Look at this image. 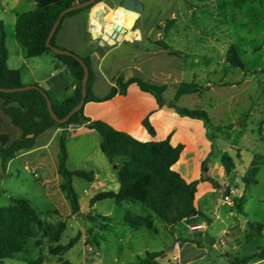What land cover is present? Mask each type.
Here are the masks:
<instances>
[{"label": "rangeland", "instance_id": "1", "mask_svg": "<svg viewBox=\"0 0 264 264\" xmlns=\"http://www.w3.org/2000/svg\"><path fill=\"white\" fill-rule=\"evenodd\" d=\"M1 1L9 5L6 9L12 10L11 0ZM145 1L148 5V16L144 18V25L169 23V27L177 26L181 30L176 33L177 40L181 41L180 38L186 35L189 43L185 49L188 58L182 63L186 71L165 81L167 86L165 100L174 101L177 86L182 82H195L209 87L202 96L198 94L183 96L177 105L205 110L214 126L209 135L207 134L210 142L209 155L211 152H214V156L224 152L231 156L236 164L234 174L228 176L229 180L233 179L228 182L231 186L230 193L236 198H231L230 202L224 201L227 188L219 186L216 200L224 202L225 208L232 202L231 209L239 214L245 227L243 236L235 242L237 250L233 253L227 251L222 255L231 254L241 260L260 253L264 248L263 126L260 133V125L264 123V0ZM3 10L0 3V16L4 14ZM6 22L9 24L8 19ZM231 46L237 50L244 69L231 67L226 63ZM160 63L163 64V61ZM247 72L249 74L246 75ZM179 119L192 120L186 117ZM83 140L85 141L83 145L78 143L77 138L69 142V170L86 172L95 170L102 177L113 172L109 158L101 152L99 140L90 137ZM206 148H203V154L208 152V147ZM188 158H191V155ZM216 158H212L208 170ZM116 159L120 165L127 160L123 156ZM27 160L29 159L17 160L6 173L4 181H0V207L9 206L13 196L23 197L32 202L46 224L55 225L59 221H64L66 229L58 243H50L43 232L34 227L35 235L27 242V252L22 254L25 260H34L41 256L44 258V264H59L64 261L72 264H133L138 263L139 259L146 258L147 250L148 253L157 255L153 258L158 264H178L172 259L173 251H166L165 247L171 245V249L173 243L171 232L178 231L182 247L188 250V254H183V263L192 261V264H228V259L225 257L222 259L214 248L212 233L202 234L201 248L187 242L186 236L189 231L187 222L180 224L176 230V226L166 228L157 218L156 226L159 233L156 234L146 228L134 230L121 221V213L125 210L153 215L150 209L140 204L120 207L114 200L108 199L92 205L91 200L98 192L113 190L111 183H108L111 185L110 189L96 190L95 184L74 177L73 185L78 195L80 211L86 215V219L77 217L72 210L69 211V202L55 182L49 187L44 185V181L48 180L51 174L40 166L35 158L30 159L28 164L25 163ZM254 161L258 163L261 171L256 183L249 187L246 173ZM4 171L0 164V177ZM224 171L214 170L220 179L224 177ZM47 190L50 198L46 195ZM239 192L243 193L241 197ZM97 214H108L113 217V222L109 225L110 230L105 232L106 240H102V233L108 225L96 220L93 215ZM218 226H215L214 230ZM78 233L81 234L80 239L70 251L56 256L50 253L51 247L67 245ZM5 264L22 263L13 259L5 261ZM249 264H264V261L254 259Z\"/></svg>", "mask_w": 264, "mask_h": 264}, {"label": "trees", "instance_id": "2", "mask_svg": "<svg viewBox=\"0 0 264 264\" xmlns=\"http://www.w3.org/2000/svg\"><path fill=\"white\" fill-rule=\"evenodd\" d=\"M85 1L88 0H36V9L21 14L15 26L16 40L27 50L29 58L51 54L75 80L74 94L60 104L53 103L56 115L60 119L64 118L81 100L84 68L80 60H83L90 70L85 104L89 102H106L116 96H125L129 86L136 84L141 91L151 94L161 109L168 105L175 108V113L180 117L203 121L209 135L214 126L205 110L189 109L176 105L182 96L192 94L202 96L205 91L209 90V87L195 82H182L177 88L174 101L167 104L164 99V93L167 89L165 85L149 83L138 77L127 79L124 75H121L116 79L111 91L104 98L99 99L92 92L95 73L90 58H82L71 51L69 52L73 56L56 55L52 52L47 46V38L59 14L64 9ZM101 1L103 0L98 2ZM92 7L93 5L66 14L51 40V45L57 47L55 39L66 18L77 16ZM168 24L165 26V31L169 29ZM153 44L157 48L166 50L170 55L182 56V52L175 50L165 41H157ZM8 59L9 52L6 45L5 26L3 21L0 20V88H21L23 87L21 73L18 70L9 68ZM226 63L231 67L244 69V64L234 46H231L228 50ZM3 117L7 118L10 124L19 131L17 137L7 132H0V164L4 170L8 162L19 153L34 148L36 139L40 135L50 129H62L58 142V174L63 180L60 190L69 202L73 214L80 212V204L73 185V178L78 177L93 181L92 172L71 171L68 168L67 140L71 135L68 127L70 125H83L99 133L101 152L111 161H114L116 157L123 156L127 158L117 169V178L120 184L119 191L99 192L92 198V204L107 199L114 200L118 206L124 203L140 204L150 209L153 216L160 219L167 226H177L182 221L191 218L207 219V216L200 212L195 204L200 181L187 182L180 173L173 169V166L181 157L184 145L173 146L170 142L171 135L167 139L158 142H142L125 132L114 129L103 121H93L86 117L84 107L74 114L67 123L58 124L50 115L46 98L40 91L35 89L13 93L0 92V123ZM142 125L151 136L156 134L149 116L143 120ZM263 125L264 123L260 125V133ZM213 157L219 159L228 176L234 174L235 161L223 152H219L215 156L214 152H211L202 164V171L208 172V164ZM259 170L258 163L254 161L246 173L247 186L250 187L256 183ZM208 180L215 189H219L220 185L217 182L212 181V179ZM153 216H140L128 212L124 216V222L134 230L143 227L153 230L155 229ZM34 227L41 230L50 243H58L66 229V223L59 221L55 225L46 224L32 202L23 197L13 196L9 206L0 207V264L17 254L27 252V242L35 235ZM80 236L81 234L78 233L77 237L67 245L51 247L50 253L55 256L67 253L77 244ZM153 257H157V255L147 253L146 258L139 259L138 263L133 264H158ZM226 258L228 264H249L254 259H264V248L260 253L244 257L241 260L231 254ZM26 264H44V258L40 256L34 260H26ZM59 264L72 263L64 261Z\"/></svg>", "mask_w": 264, "mask_h": 264}, {"label": "crops", "instance_id": "3", "mask_svg": "<svg viewBox=\"0 0 264 264\" xmlns=\"http://www.w3.org/2000/svg\"><path fill=\"white\" fill-rule=\"evenodd\" d=\"M121 1L122 0H103L77 16L66 18L55 39L57 47L71 51L82 58H90L91 66L95 73L92 92L93 95L99 99L104 98L111 91L112 87L115 85L116 79L121 75H124L127 79L138 77L149 83L165 85L166 80H170L174 78L176 74L178 75L186 71L182 64L185 63L188 58V52L185 50L186 45L189 46L186 35H183L180 41L177 40L176 33L181 30L178 29L177 26H170L169 29L165 31L166 25L162 23L144 25V18L148 16V5L145 0H140L144 5V11L133 28L131 29L124 24L126 33L123 35L121 41L116 43H105L102 40L104 33L112 28L111 23H125V15L122 13L119 6ZM11 2V11L6 9L9 5H5L3 1L0 2L1 7L4 8L2 12L4 14L0 16V20L3 21L6 30V45L9 52L8 66L11 69L20 71L23 86L38 85L47 92L52 103L60 104L74 94L76 88L75 80L51 54H44L35 58H29L27 56V50L16 40L15 26L21 14L36 9L37 2L36 0H11ZM6 19H8L9 24H7ZM131 30L134 32L133 34L130 33ZM157 41H165L175 50L182 52V56H173L166 50L157 48L153 44ZM160 61H163V64H161ZM170 64L173 65L170 66ZM245 74L247 75L249 73L247 72ZM181 98L177 103L180 102ZM166 103L170 104L171 102L166 101ZM84 115L93 121H103L114 129L125 132L142 142H158L167 139L171 135L170 142L173 146L179 144L184 145L181 157L173 166V169L180 173L187 182L200 181L195 204L196 208L207 216V219H200L197 217L184 220L180 223H188L189 231L186 236L187 242L201 248L202 242L200 238L202 234L210 232L214 238V248L217 249L222 259H224V257L226 258V256L222 255L225 252L229 251L233 253L234 250H237L235 242L243 236L245 223L242 221L239 214H236L235 211L231 209L232 202L227 204V208H225L224 202L216 200L218 189H215L210 180H208L212 179V181L220 184L221 187L227 188L224 197L226 194H230L231 198H236L235 195H231V186L228 184V182L231 180L233 181V179L229 180L218 158L213 160V166L208 170V179L203 180L202 178V164L210 153V142L208 141L207 131L203 121L196 119L182 121V119H179L181 117L175 112L168 113L163 111L158 106L155 98L151 94L141 91L136 84L129 86L125 96H116L114 99L106 102H89L85 104ZM148 116L156 132L154 136H151L142 125L143 120ZM1 121L0 132L10 133L14 137L19 135V131L10 124L7 118L3 117ZM68 130L71 133L67 140L68 154H70L69 142L74 138L79 140L78 143H80V145L85 143L83 139L87 137L99 140V144H101V137L95 130L88 129L83 125H71V128ZM61 133L62 129L54 128L40 135L36 139L34 148L19 153L14 159L8 162L0 181H4V177L8 170L20 158H28L29 160L25 161L26 164L31 161L30 159L35 158L36 161H39L38 163L40 166L44 167L45 170L51 174V177L44 181V185L49 187L52 182H55L58 189H60V185L63 181L58 174V142ZM55 143L56 148L54 149ZM206 147H208V152L203 154V148L207 149ZM189 155H191V158H188ZM121 165L116 158L114 161L110 160V166L113 167V172H109V174L102 177L99 172L92 170L93 181L88 182L95 184L96 190L104 188L110 189L111 185L108 183H111L113 190L110 191L118 192L120 184L117 178V169ZM115 166L117 168H115ZM215 169L225 172L222 179L217 177V174L214 172ZM260 171L261 170H259L258 175ZM99 178L102 180H99ZM234 192H236V190H234ZM47 194L48 190L46 191V195ZM242 195L243 193L239 192V196L241 197ZM96 203L92 205L95 206ZM127 204L131 203H124L120 207ZM69 211L71 212V208H69ZM128 212L137 214L125 210V212L121 213V221L123 223H125L124 216ZM93 216L96 220L103 221L108 225L107 228L103 229L102 233V240H106L105 232L110 230L109 225L113 222V217L108 214H97ZM156 219L157 218L154 217L155 229L150 231L158 234L159 230L156 226ZM180 224L176 226V230H178ZM216 224H219V226ZM192 225H205V228L193 231L189 228V226ZM165 226L166 228L171 227ZM215 226L218 227L214 230ZM171 233L173 235L172 247L175 242H180V259L177 263L192 264V261L183 263V254H188V250L182 247L179 232L176 231V233ZM170 246L171 245H165L166 251H172V247L170 249ZM147 253L146 250V254ZM22 254L24 253L17 254L8 260L14 259L22 264H26V260ZM185 257L187 258V256ZM5 261L3 264H5Z\"/></svg>", "mask_w": 264, "mask_h": 264}, {"label": "water", "instance_id": "4", "mask_svg": "<svg viewBox=\"0 0 264 264\" xmlns=\"http://www.w3.org/2000/svg\"><path fill=\"white\" fill-rule=\"evenodd\" d=\"M99 0H88L85 1L83 3H78L76 5H73L69 8L64 9L58 16L57 20L55 21L50 34L47 38V46L52 50L53 53H55L56 55H66V56H73L71 52L66 51L64 49H61L59 47H55L51 45V40L52 38L55 36L58 27L61 23V21L63 20V18L65 17L66 14H68L69 12H72L74 10H78V9H84L86 7L89 6H95L97 5L99 2ZM119 6L121 8V10L123 11L124 14H132L136 17V20L134 22L133 26L135 25V23L137 22V20L140 18V16L142 15L143 11H144V5L140 0H122L119 3ZM112 28L108 31H106L104 33V35L102 36V40L105 43H116L121 41L123 35L126 33V30L124 27H122V25L118 24L117 22L115 23H111ZM131 28V29H132ZM130 33H134L132 30L130 31ZM80 63L82 64L83 68H84V79L82 82V97L81 100L79 102L78 105H76L64 118L60 119L54 109H53V103L49 97V95L47 94V92L41 88L38 85H26L23 86L21 88H14V89H8V88H0V92H4V93H13V92H21V91H27V90H31V89H35L40 91L44 97L47 100V105H48V110L50 112V115L52 116V118L58 123V124H65L69 121V119L76 113H78L84 106H85V102H86V94H87V84L89 81V75H90V70L88 65L83 61L80 60ZM163 111L166 112H175V108L170 107L168 105L164 106L162 108ZM1 146V144H0ZM115 168H117L115 166ZM202 178L203 180H207L208 179V172L207 171H203L202 173ZM77 217H81L83 219H86V215L83 212H78L76 214Z\"/></svg>", "mask_w": 264, "mask_h": 264}, {"label": "built area", "instance_id": "5", "mask_svg": "<svg viewBox=\"0 0 264 264\" xmlns=\"http://www.w3.org/2000/svg\"><path fill=\"white\" fill-rule=\"evenodd\" d=\"M224 201L226 202H230L231 201V197H230V194H226L225 197H224ZM189 228L193 231H197V230H201V229H204L205 228V225H192V226H189ZM179 247H180V242H175L173 247H172V251H173V257L172 259L176 262L179 261L180 259V255H179Z\"/></svg>", "mask_w": 264, "mask_h": 264}, {"label": "bare ground", "instance_id": "6", "mask_svg": "<svg viewBox=\"0 0 264 264\" xmlns=\"http://www.w3.org/2000/svg\"><path fill=\"white\" fill-rule=\"evenodd\" d=\"M122 13H123V11H122ZM124 15H125V19H124L125 23H121V22L120 23L117 22V23L120 24V25H122V27H124V28H125L124 24H126L127 27L132 28V25L134 24V22L136 20V17L134 15H132V14H124Z\"/></svg>", "mask_w": 264, "mask_h": 264}]
</instances>
